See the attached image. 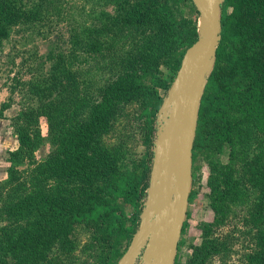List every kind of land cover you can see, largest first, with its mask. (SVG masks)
Returning a JSON list of instances; mask_svg holds the SVG:
<instances>
[{
    "label": "trees",
    "instance_id": "trees-1",
    "mask_svg": "<svg viewBox=\"0 0 264 264\" xmlns=\"http://www.w3.org/2000/svg\"><path fill=\"white\" fill-rule=\"evenodd\" d=\"M87 1L89 9L81 6L80 17L73 13L71 22L79 30L82 44L100 38L106 41L103 64L97 67L108 76L99 85L94 76L83 78L82 88L86 92L81 95L79 79L65 67L64 51L56 53L57 45L51 47L48 53L51 64L39 71L43 85L32 87V90L42 88L39 101L22 108L12 118L19 146L9 151L11 165L0 190L7 187L23 197L25 183L17 168L44 144L42 117L53 133L58 130V117L66 116L76 127V136L73 135L72 142H66V138L65 143L61 142L59 151L64 153L62 158L66 162L54 155L41 168L38 197L33 190L24 202L0 209V216L5 214L16 223L23 220L37 223L33 229L21 227L19 234L12 233L14 228L0 229V233H6L0 235V264H9V255L18 264L49 263V246L72 245L70 236L80 224L93 231L103 229L112 237L109 254L102 264H118L139 228L152 170L148 153L139 163L129 161L128 149L123 144L105 143L101 132L109 130L110 120L117 116L122 100H140L149 123L147 144L151 145L150 133L164 100L159 89L168 92L186 50L199 37L196 19L186 18L182 5L196 6L192 0ZM107 6H113V11L105 9ZM55 7L56 0H0V43L8 38L12 27L37 26ZM95 20L98 25L93 24ZM221 22L222 39L199 111L193 148V186L198 184L200 156L205 155L210 169L207 185L215 211V222L206 224V234L212 232L214 224L225 223L232 206L244 207V223L256 231L255 248L244 255L243 264H264V0H225ZM162 63L173 72L170 80L160 75ZM18 81L31 88V80ZM91 86H96L98 95L89 91ZM53 89H59L60 94L47 97L45 94ZM67 91L70 97L63 98L69 106L65 107L61 95ZM11 106V102L5 101L0 117ZM230 113H234L233 120ZM245 124L257 131L253 153L236 145L244 141ZM260 133L263 135L259 136ZM226 146L230 147L227 162L210 155L217 156ZM240 164L250 166L249 183L240 171ZM54 176L59 177L60 185L47 186L46 178ZM197 193L193 188L189 203ZM6 238L10 239L7 245ZM210 238L212 242L195 247L188 264H199L220 252L224 256L231 250V233L223 238L224 246L218 238Z\"/></svg>",
    "mask_w": 264,
    "mask_h": 264
},
{
    "label": "rangeland",
    "instance_id": "rangeland-1",
    "mask_svg": "<svg viewBox=\"0 0 264 264\" xmlns=\"http://www.w3.org/2000/svg\"><path fill=\"white\" fill-rule=\"evenodd\" d=\"M52 5L54 6V4ZM83 5L89 9L90 2L87 0H56V7L50 10L44 22L33 27L28 25L12 27L8 38L1 40L0 109L5 101L11 102L12 106L4 111L3 117H0V183L8 178V169L11 165L8 161L9 151L19 146L17 135L12 126V118L17 115L22 108L39 101L42 88L32 90V87L33 84L43 85L41 80L42 74H40L41 72L39 71H43V69L50 66L51 62L48 59V53L52 46L57 45V50H55L56 53L61 50L64 51L67 58L65 67L79 79L78 85L81 95L83 92H86V90L82 88L83 78L92 79L94 76L95 80H98L99 85L103 84V80L108 76V74L104 75L103 71L98 70L97 67V65L103 64L104 55L108 47L106 41L100 38L86 41L88 44H82L79 41V39H82V37H79V30L71 22L73 13L75 17H80L79 14L81 6ZM100 8L99 6V9ZM182 8V14L186 18L196 19L197 31H199L200 13L197 11V8L192 7L191 3L182 5ZM105 9L113 11V6H107ZM93 24L98 25L99 21L95 20ZM160 71V75L163 78L168 80L171 79L173 72L164 63L160 64ZM36 72H39V74ZM18 79L31 80V88L29 89L28 84H19ZM95 87L96 86H91L88 87V89L98 95ZM12 88L15 90H12ZM159 90L161 95L166 97L167 92L163 89ZM59 94V89H53L45 95H47V97H55ZM63 96L69 98L70 91L61 95L63 100H61V104L68 107L69 103L64 102L65 98H63ZM118 107L119 112L115 118L110 120L109 130L101 132L104 134L103 140L109 145L123 144V146L128 149L127 156L129 161L134 159L139 163L148 153L147 158L149 157V163L152 165L154 143L157 137L158 114L155 117L153 130L150 133L152 142L148 147L147 138L149 123L147 122V116L144 113L142 102L135 99L122 100ZM233 115L234 113L229 114L231 120L234 118ZM40 124L45 136L44 144L34 151L32 155L26 157L17 168L19 178L25 183V185H23V197L19 196L21 194L18 193V191H13L7 187L0 190V209L7 205L12 206L18 201L24 202L27 194L33 190L34 193L38 194V197L41 193L38 182L43 176L41 168L44 167L54 155H56L57 159L65 161V159L62 158L64 153L59 151L61 142L65 143V138L67 139L66 142H72L73 135L76 136V127L71 125L67 117L63 115L58 117V130L53 133L48 129L49 123L46 118L42 117ZM243 129L245 133L243 137L244 141L242 143L237 142L236 145L243 148L245 147L250 153H253L256 151L257 147V143L255 142L257 134L256 128L251 129L245 124ZM261 135L263 134L260 133L259 136ZM237 149H239V147H237ZM229 154V146H226L223 152L218 153L217 156L210 153V155H213L214 159H220L222 162H227L229 160ZM200 160L197 169L198 184L195 187L192 186V189L195 188L198 193L194 201L188 204L187 216L179 242V245L182 243V246L178 247L175 264H188L189 257L195 247H202L205 243L212 242V238L210 237L218 238V242L221 241L224 246L225 243L223 238L229 233L233 235L231 250L224 256H222V252L214 254L199 264H243L244 255L246 256L248 253H251L255 248L254 232L256 230L244 223L246 209L244 207L232 206L227 214L225 223L221 226L214 224L212 232L206 234V224L215 222V211L212 207L210 189L207 185L210 175L209 165L206 162L205 155L200 156ZM240 171L243 173L246 182L249 183L252 177L249 164H240ZM45 183L47 186L51 187L59 186V177H47ZM21 198H23V200ZM234 213L237 214L234 216ZM35 218L36 217H34V219ZM36 225V221L29 222L23 220L16 223L10 220V218H7L5 214L4 216H0V229L3 227H7L8 229L14 228V231L12 230L14 234H19L22 230L21 227L33 229ZM7 232L9 233L11 230H7ZM0 235L5 236L6 233L3 231ZM70 237L72 238V245L62 248L53 244L49 246L50 249L49 252H47V257L50 259L49 263L36 261L26 264H102L105 256L109 254L112 237L105 233L103 229L93 231L80 224L75 227ZM9 242V238L4 240L5 245ZM8 263L18 264L17 259L10 255L8 257Z\"/></svg>",
    "mask_w": 264,
    "mask_h": 264
},
{
    "label": "water",
    "instance_id": "water-1",
    "mask_svg": "<svg viewBox=\"0 0 264 264\" xmlns=\"http://www.w3.org/2000/svg\"><path fill=\"white\" fill-rule=\"evenodd\" d=\"M199 37L185 52L159 108L147 197L139 228L118 264H175L193 186V148L207 81L222 39L225 0H192Z\"/></svg>",
    "mask_w": 264,
    "mask_h": 264
}]
</instances>
